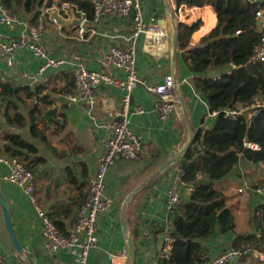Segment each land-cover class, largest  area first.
<instances>
[{
	"label": "crops",
	"instance_id": "obj_1",
	"mask_svg": "<svg viewBox=\"0 0 264 264\" xmlns=\"http://www.w3.org/2000/svg\"><path fill=\"white\" fill-rule=\"evenodd\" d=\"M84 1L94 3L96 0ZM170 1L176 10L180 25L191 27L199 23L198 29L190 38L188 49L199 47L202 40L217 28L218 14L209 4L188 7L180 6L179 0ZM139 5L144 21L149 23L154 17L156 25L168 31L171 37L170 41L163 45V49L148 52L145 50L146 37L140 35L136 44L137 70L140 77L146 80L150 87H155L162 84L166 76H174L176 73L194 132L212 128L216 118L212 116L210 103L196 88L197 76L186 65L183 51L180 50L176 65L172 62L171 17L166 1L139 0ZM45 7L47 6L39 10V17ZM81 13L76 12L78 18L84 14ZM18 16L21 22L14 30L0 24V40H16L25 34L26 25L32 22L34 14L20 11ZM86 19L88 32L82 39L78 27L64 26L60 29L52 23L50 15L47 14L44 18L43 44L50 57L65 59L67 64L58 69H49L46 74L49 81L37 86L35 90L31 89L33 93L38 91V88L43 89L31 99L25 96L17 99L0 95V157L8 158L2 154L6 144L5 134L20 135L38 148L39 155L46 162L34 172L37 205L60 225L59 230L65 235L73 230L79 210L86 200L89 182L96 176L98 157L104 152V143L111 134L107 126L115 121L113 113L122 108L123 93L117 88L102 86L98 91L97 103L93 107L82 103L68 105L59 96L69 93V80L73 79L74 70L79 64L93 71L122 77L123 72L107 66L104 57L116 42L112 37H131L134 28L132 17H107L100 23H94L87 16ZM71 20L72 15L70 18H63L62 25ZM121 44L125 48L131 45L123 41ZM43 64L44 61L32 52L21 50L15 57L14 67L10 68L0 53V82L23 88L27 84L26 77L37 75ZM228 69L229 67L222 73ZM216 74L219 73L212 71L206 77L213 78ZM46 96H50L48 101H54V104L48 106L39 102L42 115L41 120H37L38 132L34 134L32 110L39 99ZM9 101L15 105L9 115L21 114L25 120L24 127H15V124L13 127L8 126L6 114ZM155 102L156 97L143 86L137 87L132 95V107H142L144 110L143 114L131 117V130L143 137L144 150L136 161H117L109 171L106 196L113 199L115 204L98 217L99 246L88 264H110L113 257L127 252V241L120 223L123 198L127 191L184 144L187 132L181 112L172 115L167 121H162L156 112ZM56 106L59 121L48 123L43 120L44 114ZM260 166L242 157L234 172L227 179L215 184V189L226 196V204L234 215L236 228L234 232L227 234H222L216 228L210 238L202 241V260L220 256L227 247L234 246L240 236H254L257 240L264 238V193L257 194L254 191L256 188L252 187L260 176L257 170ZM179 168L177 165L160 176L140 193L130 206L131 230L137 247L135 264H163V233L172 227V216L167 218L165 210L167 193ZM12 170L13 167L0 163V189L9 203L12 226L23 252L18 253L10 239L0 205V252L5 255L8 264H78L75 249H64L56 255L49 253L42 233V223L32 199L25 188L6 180ZM205 180V176L200 177V181ZM240 189L243 192L239 193ZM185 196L186 200L190 198ZM253 242L255 244V241ZM251 252L254 255L245 256L234 264H262L255 255L257 251Z\"/></svg>",
	"mask_w": 264,
	"mask_h": 264
},
{
	"label": "trees",
	"instance_id": "obj_2",
	"mask_svg": "<svg viewBox=\"0 0 264 264\" xmlns=\"http://www.w3.org/2000/svg\"><path fill=\"white\" fill-rule=\"evenodd\" d=\"M14 13L23 11L33 15L32 23L37 21L39 10L50 5V0H2ZM74 11H80L89 19L93 18L94 5L91 1L67 0ZM209 4L219 17L217 28L197 48L188 49L192 34L199 23L191 27L180 25L179 46L190 71L196 74V88L211 106V112H218L212 128L195 132L190 150L178 164L185 171L183 181L195 186V192L172 215L171 233L176 239L174 264H202L203 249L201 242L210 238L216 231L222 234L235 231V218L226 204V196L215 189V184L227 179L236 169L240 158L245 157L256 164H264V111L252 120L241 117L237 121L225 119L221 112L227 108L246 106L256 96L264 98V64L252 66L249 61L254 49L259 45L261 35L257 30L255 17L258 11L264 12V2L250 5L247 0H179V5L201 7ZM240 32V34H238ZM230 65L238 66L231 76L223 75L221 80L207 78L214 71L222 73ZM68 94L74 91V77L69 80ZM31 89L15 88L9 83L0 82V95L19 99H31L42 92ZM63 94V93H62ZM50 96L39 99L32 110V133L36 134L37 120H41V103L52 106ZM15 108L7 103V124L9 127H24L21 114L9 115ZM2 154L22 162L32 172L45 164L38 148L24 140L20 135L5 134ZM258 145L260 151L247 149L244 144ZM205 176V181L200 177ZM81 207V206H80ZM51 217V216H50ZM53 220V218L51 217ZM54 221V220H53ZM60 228V225L56 223ZM255 241V244L254 242ZM234 246L238 249L264 252V238L240 236ZM242 260V259H240ZM241 264V263H240Z\"/></svg>",
	"mask_w": 264,
	"mask_h": 264
},
{
	"label": "built area",
	"instance_id": "obj_3",
	"mask_svg": "<svg viewBox=\"0 0 264 264\" xmlns=\"http://www.w3.org/2000/svg\"><path fill=\"white\" fill-rule=\"evenodd\" d=\"M250 5H255V0H247ZM93 22L100 23L103 19L111 17L114 19H126L132 17L134 20L133 34L131 37L114 36L116 42L109 49L104 57L107 66L116 68L123 72V76L101 73L86 68L79 64L74 70L75 87L73 93L60 95L68 105L82 103L93 107L98 100V91L102 86H110L122 91V108L119 112L113 113L115 120L107 129L110 131L109 138L104 143V152L99 155L97 162L96 176L90 180L86 200L79 210L77 221L73 230L65 235L56 226L47 212L42 210L35 198V176L28 171L24 164L17 159L0 157V163L13 167L12 172L6 180L25 188L26 193L32 199L36 207L38 217L42 223V233L46 240V246L50 254L56 255L64 249H75L77 251L78 264H88L94 251L99 246L98 237V217L106 213L115 204V201L106 196L107 176L111 167L117 161H136L144 150V139L141 135H136L131 130V117L143 114L142 107H132V95L139 86H143L150 94L156 97V112L162 121H167L174 114H179L180 108L174 92V76L168 75L164 82L155 87H150L146 80H143L137 70L136 44L140 35H145V50L153 52L163 49V45L170 41V33L156 25L154 17L149 23L144 21V16L140 9L139 0H96L94 3ZM41 15L35 23L28 22L24 35L16 40H0V53L5 58L10 68L14 67L15 57L21 50H28L36 57L41 58L44 64L37 75L26 77V88L35 90L41 84L49 81L47 72L49 69H58L67 64L65 59H54L49 56L43 44V34L45 31L44 18L48 14L52 23L62 29L61 20L70 18L72 13H76L72 6L66 1H50V5L41 10ZM82 14V13H81ZM21 19L18 14L8 9L0 0V24L11 30L16 29ZM257 30L261 35L259 45L254 49L249 61L252 66L264 64V12L258 11L255 17ZM87 19L78 27L80 38L88 32L86 28ZM240 34V32L238 33ZM124 43H131L125 48ZM238 66L231 65L223 73L216 74L214 81L221 80L223 75L231 76ZM264 111V98L256 96L249 105L227 108L221 112L225 119L237 121L241 117H246L248 121L257 117ZM218 112H212V116L217 118ZM63 123V120L61 119ZM244 146L252 151H260V147L254 143L245 142ZM185 171L179 168L177 175L172 182L166 203L167 218L172 216L187 201L185 195L189 197L195 192V186L183 181ZM255 193H264V187L258 186ZM243 192L242 189L238 190ZM176 239L171 233V228H167L163 233V245L161 256L163 264H174L173 255ZM254 255L249 250L238 249L235 246L227 247L220 256L213 259H205L202 264H234L241 258ZM255 255L264 264V252H256ZM128 253L123 252L111 259L110 264H127ZM0 264H8L3 253L0 252Z\"/></svg>",
	"mask_w": 264,
	"mask_h": 264
},
{
	"label": "water",
	"instance_id": "obj_4",
	"mask_svg": "<svg viewBox=\"0 0 264 264\" xmlns=\"http://www.w3.org/2000/svg\"><path fill=\"white\" fill-rule=\"evenodd\" d=\"M170 17H171V34H172V40H171V51H172V62L176 65L177 58L180 53L179 48V26L176 15V10L174 9L172 3L170 0H165ZM86 19V15L82 14L79 18L77 17L76 13H72V20L68 23H64L63 26L65 27H80L84 20ZM174 79H175V87L174 92L178 100V106L180 108V112L182 114V117L185 121L186 125V139L184 141V144L182 147L174 154L168 156L165 160H163L154 171H152L149 175L144 177L135 187L127 191L125 197L122 200L121 207H120V223L122 227L123 234L125 236V239L127 241V253H128V260L127 264H135L136 261V255H137V247L135 242L134 233L131 230V222H130V206L135 200V198L142 193L145 189H147L151 184H153L160 176L166 174L168 171H170L172 168L177 166L185 154L190 150L194 143L195 139V132L193 128V124L188 112V108L186 105V102L184 100V97L182 95V92L180 90V85L177 81L176 73H174ZM43 120H46L48 123L51 122H58L59 116H58V107H54L53 109L47 111L44 116ZM0 205L2 207L3 213H4V219L6 228L8 231V234L10 236V239L18 253L23 252V248L16 236V233L14 231V228L12 226V212L10 210L9 203L4 196L2 190L0 189Z\"/></svg>",
	"mask_w": 264,
	"mask_h": 264
},
{
	"label": "rangeland",
	"instance_id": "obj_5",
	"mask_svg": "<svg viewBox=\"0 0 264 264\" xmlns=\"http://www.w3.org/2000/svg\"><path fill=\"white\" fill-rule=\"evenodd\" d=\"M259 165V164H258ZM261 166L257 168L258 172H260V176L256 179V181L252 184V187L255 189L258 186L264 187V164H260ZM108 178V176H107ZM123 198V197H122Z\"/></svg>",
	"mask_w": 264,
	"mask_h": 264
}]
</instances>
